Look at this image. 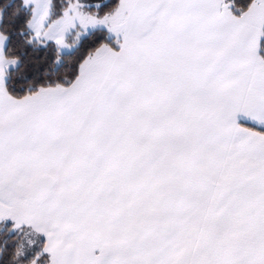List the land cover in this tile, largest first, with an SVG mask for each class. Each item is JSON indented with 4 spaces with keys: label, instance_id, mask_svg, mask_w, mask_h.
<instances>
[{
    "label": "snow or ice",
    "instance_id": "1",
    "mask_svg": "<svg viewBox=\"0 0 264 264\" xmlns=\"http://www.w3.org/2000/svg\"><path fill=\"white\" fill-rule=\"evenodd\" d=\"M0 264H264V0H0Z\"/></svg>",
    "mask_w": 264,
    "mask_h": 264
}]
</instances>
